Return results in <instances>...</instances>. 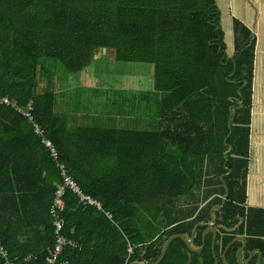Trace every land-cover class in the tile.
Instances as JSON below:
<instances>
[{
	"label": "trees",
	"instance_id": "trees-1",
	"mask_svg": "<svg viewBox=\"0 0 264 264\" xmlns=\"http://www.w3.org/2000/svg\"><path fill=\"white\" fill-rule=\"evenodd\" d=\"M256 47L233 17L231 0H0V97L21 110L31 104L42 130L39 136L15 108L0 105V241L9 260L47 264L63 167L103 211L65 189L62 235L77 247H65L60 261L154 264L170 236L191 238L198 223L210 222V209L222 205L227 191L213 212L216 257L245 237L244 256L259 250L264 264V146L252 128ZM42 59L69 75L91 65L98 74L99 63L112 64L106 73L118 75L151 68L154 90L163 96L159 130L72 133L54 111V96L37 93ZM213 170L221 198L177 220L180 199ZM204 231L197 227L195 248ZM212 238L206 235L199 253L175 239L159 264H214ZM240 247L230 246L227 264H238ZM30 255L36 259L25 260Z\"/></svg>",
	"mask_w": 264,
	"mask_h": 264
},
{
	"label": "rangeland",
	"instance_id": "rangeland-1",
	"mask_svg": "<svg viewBox=\"0 0 264 264\" xmlns=\"http://www.w3.org/2000/svg\"><path fill=\"white\" fill-rule=\"evenodd\" d=\"M103 58L105 56L99 60ZM138 65L130 66L137 70ZM120 66L130 67L128 64ZM40 67L37 93H51L54 96V111L65 119L72 133L80 128L136 132L159 130L157 106L147 89L148 80H153L150 67L143 75L133 72L121 75L106 73L107 69L114 67L106 63L98 64V74L91 65L82 75H69L58 62L48 59H42ZM94 75L99 76L101 81L106 77L110 79L106 80L107 83L101 82L100 89H86L92 85L90 81ZM118 77L125 82H117Z\"/></svg>",
	"mask_w": 264,
	"mask_h": 264
},
{
	"label": "crops",
	"instance_id": "crops-1",
	"mask_svg": "<svg viewBox=\"0 0 264 264\" xmlns=\"http://www.w3.org/2000/svg\"><path fill=\"white\" fill-rule=\"evenodd\" d=\"M231 9H232L233 17L240 20L242 23H244L247 29L251 32V36H254L257 41V47L255 51L256 59L254 63L255 71H254V81H253L252 128H253V134L256 136L255 137L256 144L259 146H264V0H231ZM107 79H110V78L106 77L105 80L101 81V78L99 76L94 75L92 77V80L90 81L92 85L90 87H87L86 89H92V90L100 89L99 84L101 82L107 83L106 81ZM122 79L123 78H119V77L116 78L117 82L119 81L125 82V80H122ZM148 82L149 84L147 86V89L153 97V102L157 106L156 107L158 110L157 126L160 127L161 120L159 116V103L163 99V96L154 90V77L151 82L150 80H148ZM129 88L132 89V87H129ZM210 172H211L210 175H205L203 177L206 183L203 182V185L198 190H196L193 194H191L190 197L179 201V208L176 213L177 220L184 219L185 217L188 218V217H191L192 215L194 217L209 202H216L219 198H221L219 194L218 181L216 179L217 173L215 172V170L210 171ZM255 174L260 175L257 172H255ZM224 197H223V202H224ZM221 207L222 205H219V206L216 205L210 209L209 211L210 222L198 223L195 226L196 229L198 226L205 227V231L203 232V235H202V245L199 248H195L191 243L192 248L197 250V252H194V253H199L203 249L206 235L210 233L213 235L211 249L212 247L214 249L212 251H214L213 254L215 256L216 264H227L226 253L228 249L230 248V246L236 242L242 243V247H240L236 253V259H237L238 264H250L251 260L254 257H255V263L261 264V253L259 250H253L248 254V256L246 255L244 256L243 252L246 247L245 237L235 238L228 245L229 248H227L228 247L227 246L223 250V252L219 250V256L216 257L215 243H216V238L218 234V228L216 226V221H215V225L213 226V228L211 226L213 224L212 217L214 218L213 216L214 210L217 208H221ZM211 228L214 229V231L216 232L215 239H214V234L208 231ZM238 253H239V257H237Z\"/></svg>",
	"mask_w": 264,
	"mask_h": 264
},
{
	"label": "built area",
	"instance_id": "built-area-1",
	"mask_svg": "<svg viewBox=\"0 0 264 264\" xmlns=\"http://www.w3.org/2000/svg\"><path fill=\"white\" fill-rule=\"evenodd\" d=\"M0 105H5V106H10V107L15 108L19 113H21L25 118H27L32 123L36 134H38L39 136L42 135V130L33 121V117L31 115V111H32L31 104H28L25 110H21L20 108L16 106V102L10 101L6 97H0ZM42 142L48 149H50L52 155L55 157L56 153H55V150L51 142L48 140H43ZM61 170H62V178H63L64 184L60 189L57 190L55 194V200L51 208V213L54 216L53 226L55 228L56 239H55V244H54V248H53L51 255H49L45 259L47 264H69L68 261L59 260L63 253V250L67 246H70L72 248L77 247L76 242L68 240L62 235L65 222L60 214L64 210L63 196H64V192L66 188L71 190L75 195L78 196L80 203L93 207L98 211H103L101 203H99L97 200H95L91 196L84 194L80 190V188L77 186V184L65 174V172L63 171V167H61ZM106 215L109 218H111V215L109 213H106ZM127 253L128 254L132 253V246L128 245ZM0 257L4 261V264H14L12 261L9 260L6 250L1 245V241H0ZM32 259H36V258L30 255L25 260L29 261Z\"/></svg>",
	"mask_w": 264,
	"mask_h": 264
},
{
	"label": "water",
	"instance_id": "water-1",
	"mask_svg": "<svg viewBox=\"0 0 264 264\" xmlns=\"http://www.w3.org/2000/svg\"><path fill=\"white\" fill-rule=\"evenodd\" d=\"M230 117H231V114H230ZM229 127H230V122H229ZM229 151H231V148H229ZM227 197H228V192L226 191V194H225V197H224V202H223V204L225 203ZM223 204H222V206H223ZM212 223H213V224H212L211 227L213 228V226L215 225V220H214L213 217H212ZM208 227H210V226H208ZM212 228L209 229L208 231H210V232H212V233L214 234V239H215V237H216V232H215L214 229H212ZM195 231H196V227L194 228V230H193V232H192L191 238H187L185 235H182V234H176V235L170 236V237L166 240V242L164 243V245H163V247H162V250H161V253H160V256H159V258L156 260V262H155L154 264H159V263L163 260V258H164L165 254H166V252H167V249H168L170 243H171L172 241H174L175 239H181V240L186 244L187 248H188L191 252H197V250L193 249L192 246H191V243H192L193 238H194ZM242 241H243V240H242ZM212 245H213V244H212ZM227 248H229V246H228ZM212 250H214L213 247H212ZM213 252H214V251H213ZM237 257H239V253L237 254ZM190 262H191V259H189V264H190ZM132 264H139V263H132ZM215 264H216V261H215Z\"/></svg>",
	"mask_w": 264,
	"mask_h": 264
}]
</instances>
